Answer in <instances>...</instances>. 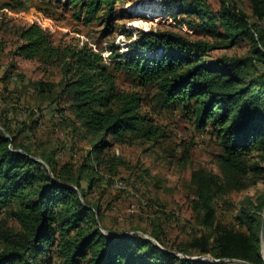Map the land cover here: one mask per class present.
Wrapping results in <instances>:
<instances>
[{
    "label": "trees",
    "instance_id": "obj_1",
    "mask_svg": "<svg viewBox=\"0 0 264 264\" xmlns=\"http://www.w3.org/2000/svg\"><path fill=\"white\" fill-rule=\"evenodd\" d=\"M40 1L70 9L83 24L101 22L103 31L110 32L117 6L127 0ZM249 1L254 21L235 0H220L215 16L197 1L171 3L172 15L187 13L213 24L209 31L224 38L220 45H250L245 55L215 59L208 56L217 48L214 43L170 30L139 29L136 56L115 50L110 63L88 43L55 42L37 24L18 31L13 53L60 67L61 93L69 97L75 123L91 135L92 146L77 168L59 166L55 151L40 160L18 141L14 119L0 114V264H264V196L256 206L241 210L233 224L218 219L214 205L217 198L246 188L251 174L264 172L250 160L254 153L264 155V72L259 67L264 64V0ZM215 23L222 32L213 28ZM177 108L196 130L215 136L221 172L201 169L192 174L195 207L202 210L206 232L193 234L179 248L181 255L165 249L156 231L151 236L162 246L139 234H104L100 205L87 202L104 151L115 142H157L165 131L152 111ZM14 109L13 114L19 113ZM32 128L23 121L21 131ZM8 209L18 229L2 218ZM205 255L211 259L193 258Z\"/></svg>",
    "mask_w": 264,
    "mask_h": 264
},
{
    "label": "rangeland",
    "instance_id": "obj_2",
    "mask_svg": "<svg viewBox=\"0 0 264 264\" xmlns=\"http://www.w3.org/2000/svg\"><path fill=\"white\" fill-rule=\"evenodd\" d=\"M193 1L199 2L211 16L220 7V0H127L117 6L112 30L104 32L101 22L83 24L76 21L70 9L46 5L40 0H0V114L14 119L18 141L26 144L40 160L42 155L55 151L59 166L68 164L74 168L84 162L92 146L91 135L75 123L69 97L61 93L60 67L13 53L22 27L37 24L49 31L55 42L72 41L79 46L88 43L108 63L115 50L136 56L139 51L135 50L134 41L139 29L170 30L191 40L214 43L217 48L208 52L210 59L248 53L250 45L246 41L233 46L220 45L223 37L217 38L209 31L213 24L207 20L168 12L172 2L189 5ZM235 1L254 21L250 1ZM44 8L50 10L48 14ZM125 28L130 34L124 33ZM213 28L223 31L218 23ZM259 67L264 72V64ZM120 80L125 79L120 77ZM41 81L46 85L40 87ZM38 88L44 92L41 94ZM13 107L19 113L13 114ZM26 107L28 110L24 112ZM32 110L35 114L30 113ZM152 113L165 136L154 143L136 140L110 145L101 155L104 161L100 160L97 181L87 194V202L100 205L99 223L104 234L148 236L157 245L181 255L179 248L193 234L206 232L200 222L202 210L195 207L192 174L202 169L220 175L216 159L220 148L215 136L210 131L196 130L180 108ZM34 120L38 122L36 125ZM23 121L33 126L31 131H21ZM250 160L264 168V155L254 153ZM249 178L246 188L215 200L217 218L224 224H233L241 210L256 206L264 196V172L251 174ZM83 185L86 187L87 182ZM2 216L10 227L19 228L12 209ZM155 231L162 237V245L151 236ZM200 258L211 259V256Z\"/></svg>",
    "mask_w": 264,
    "mask_h": 264
},
{
    "label": "water",
    "instance_id": "obj_3",
    "mask_svg": "<svg viewBox=\"0 0 264 264\" xmlns=\"http://www.w3.org/2000/svg\"><path fill=\"white\" fill-rule=\"evenodd\" d=\"M260 237H261V246H262V256L264 258V208H263V214H262V224H261V234H260ZM146 238L152 240L151 238H149L148 236H146ZM194 259H202L200 257H193Z\"/></svg>",
    "mask_w": 264,
    "mask_h": 264
}]
</instances>
